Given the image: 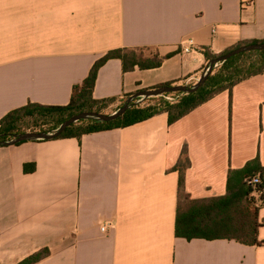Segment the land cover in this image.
Masks as SVG:
<instances>
[{
    "label": "crops",
    "instance_id": "obj_1",
    "mask_svg": "<svg viewBox=\"0 0 264 264\" xmlns=\"http://www.w3.org/2000/svg\"><path fill=\"white\" fill-rule=\"evenodd\" d=\"M264 39V0H0V120L29 103L63 107L94 64L118 49L176 53L125 73L113 59L93 97L194 84L205 52ZM187 49V51H186ZM192 199L226 194L230 170L264 166V73L169 125L167 114L74 138L0 147V264H264L258 246L175 236L179 173ZM25 164L36 171L24 173ZM104 228V230H102Z\"/></svg>",
    "mask_w": 264,
    "mask_h": 264
},
{
    "label": "trees",
    "instance_id": "obj_2",
    "mask_svg": "<svg viewBox=\"0 0 264 264\" xmlns=\"http://www.w3.org/2000/svg\"><path fill=\"white\" fill-rule=\"evenodd\" d=\"M260 43H264V39L239 44L224 54L244 45ZM176 54L177 52L163 58L156 52H150L146 58L143 51L136 52L128 49L110 51L94 64L83 83L74 87L67 106L53 107L29 103L4 116L0 120V140L9 141L16 135L28 132H52L66 120L83 112L102 114L106 108L119 101L118 98L96 100L93 97L98 71L110 60H120L123 71L127 73L134 71L135 68L140 70L158 68L165 59ZM205 57L208 63L219 56L205 52ZM263 73L264 51L245 52L221 63L213 70L204 85L193 94L170 93L162 97L146 99L152 103L145 108L133 105L123 116L108 123L94 120L80 121L71 125L54 140L74 138L81 141L86 135L130 127L160 114H167L169 125H173L217 95L231 91L240 83ZM165 86L176 85L168 83L153 89ZM132 95H126L123 99H128ZM190 164L187 150L184 148L180 160L172 169L179 173L175 236L187 241L228 240L246 246L260 245L258 219L260 207L264 202V166L260 160L256 158L249 161L242 169L230 170L227 176L226 194L208 199H192L186 193L185 172ZM23 170L25 174H32L36 171V165L25 164ZM253 178H257L258 182L249 184ZM254 193L260 194V206L254 205ZM48 254V250H42L20 264H35Z\"/></svg>",
    "mask_w": 264,
    "mask_h": 264
},
{
    "label": "water",
    "instance_id": "obj_3",
    "mask_svg": "<svg viewBox=\"0 0 264 264\" xmlns=\"http://www.w3.org/2000/svg\"><path fill=\"white\" fill-rule=\"evenodd\" d=\"M251 51H264V43L244 45L213 59L208 63L206 70L200 76L196 84L192 86H187V85L185 86L179 85V86H171V87L165 86L158 89L144 90L136 94H133L131 97L127 99V101L121 108H119L117 111H115L110 115L100 114L96 112H83L66 120L56 130L52 132H28V133L16 135L13 137L12 140L9 141L0 140V147L15 146L20 143L29 142V141L54 140L60 137L65 132V130L69 128L71 125L76 124L83 120H94L102 123L112 122L123 116L128 110L132 108L133 105H137L141 101H144L146 99L162 97L165 94H170V93H182L186 95L193 94L197 92L204 85L208 77L212 74L214 68H216L219 64L228 61L229 59L233 58L236 55Z\"/></svg>",
    "mask_w": 264,
    "mask_h": 264
},
{
    "label": "rangeland",
    "instance_id": "obj_4",
    "mask_svg": "<svg viewBox=\"0 0 264 264\" xmlns=\"http://www.w3.org/2000/svg\"><path fill=\"white\" fill-rule=\"evenodd\" d=\"M219 65H220V64H219ZM219 65H218L216 68H218ZM216 68H214V69H216ZM194 84H196V82H195ZM194 84H190V85H187V86H192V85H194ZM184 86H185V85H184ZM167 99H168V100H171L170 97H167ZM126 100H127V99H121V100H119V101L116 102L114 105H111L110 107L106 108L102 114L110 115V114L114 113L115 111H117L119 108H121V107L125 104ZM150 103H152V102L144 100V101H141V102H140L139 104H137V105H140L141 108H145V107H147ZM253 196H254V205H255V207H256V206H260V201H261V199H260V194H259V193H254Z\"/></svg>",
    "mask_w": 264,
    "mask_h": 264
},
{
    "label": "built area",
    "instance_id": "obj_5",
    "mask_svg": "<svg viewBox=\"0 0 264 264\" xmlns=\"http://www.w3.org/2000/svg\"><path fill=\"white\" fill-rule=\"evenodd\" d=\"M186 51H187V49H186ZM256 182H258L257 178H253L252 181L249 182V184H253ZM102 230H104V228H102Z\"/></svg>",
    "mask_w": 264,
    "mask_h": 264
}]
</instances>
